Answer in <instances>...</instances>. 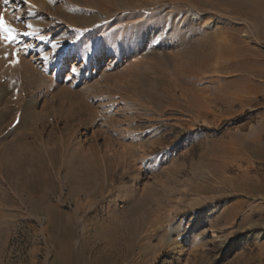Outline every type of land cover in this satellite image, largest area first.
<instances>
[{
    "label": "rangeland",
    "instance_id": "1",
    "mask_svg": "<svg viewBox=\"0 0 264 264\" xmlns=\"http://www.w3.org/2000/svg\"><path fill=\"white\" fill-rule=\"evenodd\" d=\"M240 1L165 0L132 64L54 55L71 0H0L39 73L0 77V264H264V0Z\"/></svg>",
    "mask_w": 264,
    "mask_h": 264
},
{
    "label": "bare ground",
    "instance_id": "2",
    "mask_svg": "<svg viewBox=\"0 0 264 264\" xmlns=\"http://www.w3.org/2000/svg\"><path fill=\"white\" fill-rule=\"evenodd\" d=\"M116 1L118 0H115L112 5L111 0H71L70 10L63 8V5L60 10V6L55 8L51 5L52 2L48 4L46 8L47 14L49 13L47 17L50 19L48 24L50 25V31L47 33L49 37L47 42L51 43V47L52 44H57L55 50L52 48V52H56L54 55L59 56L58 58L61 59L64 53L80 51L85 57L89 56L92 59H97L98 56L102 55V52L114 53L115 55L125 53L130 55L129 59L133 60V64L140 53L152 51L155 45H151L155 44L156 41L152 42L150 46H145L144 44L142 45L140 37L146 33L156 39L158 33L164 29L162 26L160 27L161 19L158 11L164 5L165 0H122L124 1L123 3H115ZM170 1L178 3V0ZM191 1L186 0L189 5H191ZM217 1L231 4L233 11H239L238 9L241 6L240 0ZM190 16L194 21H200L207 27L210 25L209 19L202 14L191 10ZM30 23L36 25L34 21ZM118 30L121 32H118ZM190 30H194V26L187 24L185 37L177 40L179 44L178 51L187 57L186 64L189 65L198 63V57H202V47L208 44L203 41L204 44L199 45L196 42L197 39L194 41L195 38L193 39V34ZM2 39L0 38V77L5 75L10 77V79L19 77L21 81H35L39 73L31 67L30 59L20 55L22 53V55L26 56L24 48L20 47L21 51L17 53L20 59H17L16 55H14L16 58L13 56L16 51L11 50L12 44L9 41V43L4 42ZM195 42L197 43L196 45ZM16 44L14 45L16 46ZM119 47H121V50ZM117 49H119L118 52H116ZM14 60H18V62L13 63L12 61ZM35 82L37 84V81ZM257 236L261 237L262 233H258Z\"/></svg>",
    "mask_w": 264,
    "mask_h": 264
},
{
    "label": "snow or ice",
    "instance_id": "3",
    "mask_svg": "<svg viewBox=\"0 0 264 264\" xmlns=\"http://www.w3.org/2000/svg\"><path fill=\"white\" fill-rule=\"evenodd\" d=\"M4 4H9L12 2V0H3ZM25 2H27V0H25ZM19 19V18H18ZM28 28H31L32 25H27ZM32 33L30 32H25L24 35H31ZM15 36H16V30L14 28H12L4 19L3 15L0 14V38H3V39H6V40H13L15 39ZM52 48L55 50L57 48V44H52ZM49 57L48 56H45L44 57V60H48ZM71 57L69 58V70L72 72V73H77L79 71V67H78V62H77V65H73L71 63ZM13 63H17L18 60H14L12 61Z\"/></svg>",
    "mask_w": 264,
    "mask_h": 264
}]
</instances>
